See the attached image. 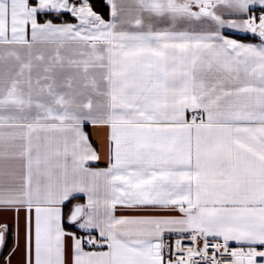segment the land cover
Returning a JSON list of instances; mask_svg holds the SVG:
<instances>
[{
  "label": "snow or ice",
  "instance_id": "1",
  "mask_svg": "<svg viewBox=\"0 0 264 264\" xmlns=\"http://www.w3.org/2000/svg\"><path fill=\"white\" fill-rule=\"evenodd\" d=\"M0 264H264V0H0Z\"/></svg>",
  "mask_w": 264,
  "mask_h": 264
},
{
  "label": "crops",
  "instance_id": "2",
  "mask_svg": "<svg viewBox=\"0 0 264 264\" xmlns=\"http://www.w3.org/2000/svg\"><path fill=\"white\" fill-rule=\"evenodd\" d=\"M86 130L89 132L91 139L94 141L98 149L103 152L105 130L100 128H94L91 125H89Z\"/></svg>",
  "mask_w": 264,
  "mask_h": 264
}]
</instances>
